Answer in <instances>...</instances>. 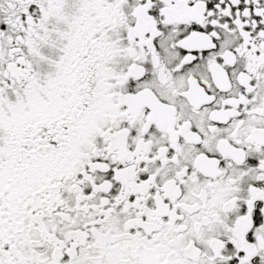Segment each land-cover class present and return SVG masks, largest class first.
<instances>
[{
    "label": "snow or ice",
    "instance_id": "1",
    "mask_svg": "<svg viewBox=\"0 0 264 264\" xmlns=\"http://www.w3.org/2000/svg\"><path fill=\"white\" fill-rule=\"evenodd\" d=\"M0 264H264V0H0Z\"/></svg>",
    "mask_w": 264,
    "mask_h": 264
}]
</instances>
